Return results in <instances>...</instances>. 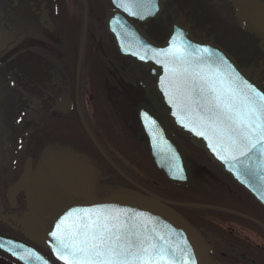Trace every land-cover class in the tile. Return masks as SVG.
<instances>
[{"label":"flooded vegetation","instance_id":"1","mask_svg":"<svg viewBox=\"0 0 264 264\" xmlns=\"http://www.w3.org/2000/svg\"><path fill=\"white\" fill-rule=\"evenodd\" d=\"M249 1L264 4V0H0V34L6 42L0 52V70L19 100V135L0 147V232L47 252L46 234L79 200L50 172L51 165L63 161L94 170L97 198L137 193L176 203L144 188L135 177L134 170L140 166L128 152L129 140L148 152L146 141L138 135L136 107L143 104L142 109L155 111L153 103H163L154 89L151 65L119 55L116 35L127 24L129 33L141 29L161 42L172 24H187L194 38L212 40L235 56L264 91V45H257L259 39L242 29L236 16L237 7ZM122 3L134 9L130 16L117 7ZM137 3L160 4L157 18L139 21L144 13L136 10ZM243 51L258 57L241 58ZM169 130L182 147L183 141L190 143L182 132ZM31 132L33 142L26 149ZM25 150L30 155L25 154L19 168ZM28 158L29 176L11 204L7 189ZM187 158L194 173L206 182L202 174L207 169L189 154ZM148 160L153 164L149 153ZM60 198L69 204L55 215L51 208ZM47 202L46 210L40 209ZM245 204L249 212L228 209L237 231L225 226L226 241L194 225L210 246L212 264H264V208L257 203L259 214L250 202Z\"/></svg>","mask_w":264,"mask_h":264},{"label":"water","instance_id":"2","mask_svg":"<svg viewBox=\"0 0 264 264\" xmlns=\"http://www.w3.org/2000/svg\"><path fill=\"white\" fill-rule=\"evenodd\" d=\"M117 7L128 16L133 9L128 7L127 3ZM135 7L138 12L144 13V18H139V21L143 22L152 17L157 18L161 9L160 4L151 6L137 3ZM236 16L240 27L247 29L259 39L257 45L259 47L264 45V4H252V1H249L248 4L237 7ZM122 27L116 35L117 52L121 56L134 58L142 65L151 64L150 74L155 80L154 89L163 103L159 105L154 102L155 111L148 108L142 109L143 104L136 107L139 120L138 135L146 141L144 145L159 172L169 182L185 185L200 193L205 191L203 179L194 173V166L187 159L185 150L171 135L169 127H173L185 134L193 146L204 152L212 163L218 165L223 173L264 207V151L258 146L245 156L232 160L217 147L214 140L211 141L212 147L209 146L211 134L196 122L198 115L203 114V109L197 107L193 111L187 106H182L173 93L172 69L180 70L184 65L179 61H173L171 54H165L166 50L181 46L190 54L189 59L200 56L210 57L214 67L219 66L222 73L236 79L240 87L249 94L254 95L251 89L264 94L258 83L247 75L236 57L220 44L212 40L201 41L194 38L187 24H172L169 34L161 42L152 40L141 29H137L136 32L132 29L129 33L127 24ZM5 46L6 42L0 34V52L5 49ZM203 48L209 49V52L199 51ZM165 65L168 66L167 69ZM194 128L197 131H204L205 135H198L197 131H193ZM214 147L216 151L213 150ZM221 156L225 158L222 159ZM30 170L31 160L28 158L20 176L7 189V197L11 204H14V197L26 182ZM50 172L56 176L60 185L68 193L79 198L72 209L78 210L76 216L82 214L79 210H99L102 215L117 217L128 230L134 234L139 233L141 238L146 236L147 240L156 244L158 249H165L169 262L174 260V264H212L209 244L168 203H159L153 195H149V198L145 197L146 199L130 196L97 198L93 188L94 170L75 162L55 163L51 165ZM187 205L192 206V204ZM212 208L233 213L220 207ZM91 215L95 218L96 213L93 212ZM73 219L74 217H70L67 223H71ZM57 223L46 234V248L60 264H66L65 260L59 258V246L51 235L53 231H56ZM135 238L134 235L133 239ZM0 253L19 264H52L31 245L3 233H0ZM153 264H164V261L155 257L153 253Z\"/></svg>","mask_w":264,"mask_h":264},{"label":"snow or ice","instance_id":"3","mask_svg":"<svg viewBox=\"0 0 264 264\" xmlns=\"http://www.w3.org/2000/svg\"><path fill=\"white\" fill-rule=\"evenodd\" d=\"M199 51L208 53L209 49ZM165 54H171L173 61L184 65L180 70L172 69L173 93L182 106L193 111L197 107L203 109L196 122L211 134L210 147L214 140L232 160L258 146L264 151V94L255 89H251L254 95L249 94L236 79L222 73L219 66L214 67L210 57L189 59L190 54L181 46L169 48ZM197 134L203 136L205 132ZM77 211L74 209L63 217L51 233L59 246V258L66 264H153V253L164 264H174V260L167 261L165 249H158L146 236L134 234L117 217L92 209L79 210L82 214L76 216ZM70 217L74 219L67 223Z\"/></svg>","mask_w":264,"mask_h":264},{"label":"rangeland","instance_id":"4","mask_svg":"<svg viewBox=\"0 0 264 264\" xmlns=\"http://www.w3.org/2000/svg\"><path fill=\"white\" fill-rule=\"evenodd\" d=\"M240 57L247 60H256L255 57L258 56L253 53L251 55L249 53L246 54L245 51H243V53L240 54ZM18 107L19 100L16 97L14 90L6 84L3 71L0 70V147H2L3 142L16 141V138L19 135L16 119ZM34 135L35 133L31 132L26 149L29 144L33 142ZM183 144V148L189 154L190 159L194 160L195 163L202 165L208 171L207 174H202L206 177V182H204V192L200 193L189 187L173 185L165 180L155 166L149 162L148 152H146L137 141L131 138V140H129L128 152L132 155V159H134L140 166L137 171L134 170L135 177L140 183H142L144 188L146 187L160 196H167L174 200L176 203H171V205H174V210L185 219H188L190 224L193 226H200L208 235H211V233L214 232L218 235L217 238L226 241L229 236H227V229L225 226L233 227L237 231V228L231 223L233 222V218L228 217L226 211H220L212 207L219 206L224 209H240L238 211L247 212L248 210H246L244 206H246L245 203L248 201L252 205V210L255 208L254 212L259 214H261L262 211L261 207L256 202H253L252 198L237 187V185L230 181L220 169L215 167L201 150L188 142L186 143L183 141ZM25 154L30 155L29 151L28 153L26 150L23 152L18 162L19 168ZM118 179L119 178L116 176V180ZM7 180L10 181V176H8ZM187 204H192V206ZM235 221L237 223V220ZM255 240L258 242L260 241V239H257L256 237ZM46 251L50 254L48 250ZM0 264L16 263L8 261L0 256Z\"/></svg>","mask_w":264,"mask_h":264},{"label":"bare ground","instance_id":"5","mask_svg":"<svg viewBox=\"0 0 264 264\" xmlns=\"http://www.w3.org/2000/svg\"><path fill=\"white\" fill-rule=\"evenodd\" d=\"M115 197H121V196H119V195H115ZM130 197H134V198H140V199H146V198H149L150 196H147L146 198L145 197H143V196H139V194H137V193H135L133 196H130ZM154 197H156V196H154ZM157 199H158V201H159V203H163L164 201H162L160 198H158V197H156ZM61 199V198H60ZM102 199V198H101ZM164 203H166V202H164ZM48 204H50L49 202H47L46 204H44L43 206H41L40 207V209H42L43 211H45L46 210V207L48 206ZM68 204H69V201H67V200H64V199H61L60 200V202L58 203V204H56L53 208H51V209H55V212H54V214L55 215H57L58 213H59V210L62 208V207H64V206H68ZM69 206H71V205H69ZM44 213H47V212H44Z\"/></svg>","mask_w":264,"mask_h":264},{"label":"trees","instance_id":"6","mask_svg":"<svg viewBox=\"0 0 264 264\" xmlns=\"http://www.w3.org/2000/svg\"><path fill=\"white\" fill-rule=\"evenodd\" d=\"M200 165V164H199ZM127 187H131L132 189H134V190H136V188H134L132 185H128L127 184ZM54 264H58L56 261H55V259L52 257V255L51 254H49V253H45V252H43ZM0 256L1 257H3V258H5L6 260H8V261H11V260H9L8 258H6L5 256H3V255H1L0 254Z\"/></svg>","mask_w":264,"mask_h":264}]
</instances>
